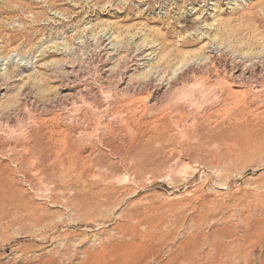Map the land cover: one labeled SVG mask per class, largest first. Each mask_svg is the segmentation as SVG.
Returning a JSON list of instances; mask_svg holds the SVG:
<instances>
[{
    "label": "rangeland",
    "instance_id": "1",
    "mask_svg": "<svg viewBox=\"0 0 264 264\" xmlns=\"http://www.w3.org/2000/svg\"><path fill=\"white\" fill-rule=\"evenodd\" d=\"M98 259L264 264V0H0V264Z\"/></svg>",
    "mask_w": 264,
    "mask_h": 264
},
{
    "label": "bare ground",
    "instance_id": "2",
    "mask_svg": "<svg viewBox=\"0 0 264 264\" xmlns=\"http://www.w3.org/2000/svg\"><path fill=\"white\" fill-rule=\"evenodd\" d=\"M152 248H153V247H152ZM143 250H144V249H143ZM143 250H142V251H143ZM149 251H151V250H149ZM146 252H147V250H146ZM135 253H136V252H135ZM137 253H138V252H137ZM147 253H148V252H147ZM225 253H226V252H225ZM148 254H151V253L149 252ZM148 254H147V255H148ZM152 254H154V253H152ZM226 254H227V253H226ZM223 255H224V254H223ZM87 256H88V255H87ZM149 256H150V255H149ZM154 256H155V255H154ZM145 257H146V256H145ZM151 257H152V256H151ZM151 257H150V258H151ZM141 258H142V257H141ZM225 258H226V257H225ZM91 259H93V261L96 260V259H94V255H93V258H91ZM100 259H101V258H100ZM102 259H103V258H102ZM98 260H99V259H98ZM219 260H220V259H219ZM219 260H218V261H219ZM103 261H104V260H103ZM138 261H139V260H138ZM140 261H141V260H140ZM144 261H145V258H144ZM94 262H95V261H94ZM96 262H100V260H99V261H96ZM101 262H102V261H101ZM101 262H100V264H101ZM224 262H225V261H224ZM140 263H142V262H140ZM218 263H219V262H218ZM218 263H216V264H218ZM226 263H227V262H226ZM232 263H233V262H232ZM87 264H88V263H87ZM95 264H96V263H95ZM102 264H104V263H102ZM105 264H106V263H105ZM135 264H136V263H135ZM142 264H149V263H148V261H147V263H142Z\"/></svg>",
    "mask_w": 264,
    "mask_h": 264
}]
</instances>
